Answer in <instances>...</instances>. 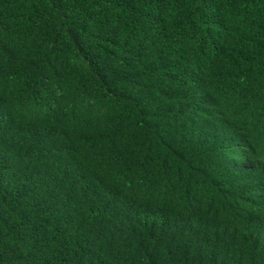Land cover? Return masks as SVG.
<instances>
[{"label":"trees","instance_id":"1","mask_svg":"<svg viewBox=\"0 0 264 264\" xmlns=\"http://www.w3.org/2000/svg\"><path fill=\"white\" fill-rule=\"evenodd\" d=\"M0 264H264V0H0Z\"/></svg>","mask_w":264,"mask_h":264}]
</instances>
